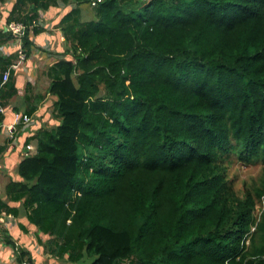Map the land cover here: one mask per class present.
Returning <instances> with one entry per match:
<instances>
[{"label":"trees","instance_id":"trees-1","mask_svg":"<svg viewBox=\"0 0 264 264\" xmlns=\"http://www.w3.org/2000/svg\"><path fill=\"white\" fill-rule=\"evenodd\" d=\"M93 1L13 0L0 27L4 45L7 25L24 26L28 59L41 16L65 10L47 71L58 124L25 139L36 152L0 197V243L35 264L1 222L23 215L69 264H264V167L239 196L222 165L230 153L264 164V0ZM10 72L4 107L18 94ZM28 90L36 119L44 96Z\"/></svg>","mask_w":264,"mask_h":264},{"label":"crops","instance_id":"crops-1","mask_svg":"<svg viewBox=\"0 0 264 264\" xmlns=\"http://www.w3.org/2000/svg\"><path fill=\"white\" fill-rule=\"evenodd\" d=\"M64 14H65V10L62 8L51 9L48 17L47 16L46 17L55 19V21H53L51 24V30L53 31L50 32L47 30V32H44L36 37L33 36L31 39L33 42V47H32L33 50L30 57L26 59V61L23 62L16 70H14L15 72L14 76L16 80V87L18 89V94L17 96L9 100V102L5 106V113L3 114L4 120L2 123L8 125L12 122L14 114L26 113L25 110L29 105V103L26 101L25 98L26 83H29L30 85V90H28L26 95L34 97L39 94L44 96V98L38 110L34 113V115H36L38 118L35 119L32 117V119L36 121V124L22 129L17 127L18 129L15 134L16 137L15 140H11L7 138L6 133L1 131L0 147L3 150L0 152V197L4 200L6 199L5 196L6 185L12 180L15 181L19 180V176L17 175V166L19 162L23 159V157L27 154V150L24 149L25 139H27L28 137H32L40 127L44 128L43 124L49 122V117L51 118L52 115L50 110L51 109L53 110V108L51 107H52V103L55 101V97L46 95V89L49 85L50 80H48L47 85L44 87L45 89L42 90L40 89V81H41L40 78L41 77L43 78L44 74L46 77H48V72H47L48 68L54 62L50 64L47 63L48 67L46 68V72L44 73L43 70L45 69V67L39 69L38 61L37 62L34 61L35 59L34 57H39L41 61H44L45 59L48 58V55L50 56V54L47 53L48 51L46 49H49L51 51L55 49L54 54L62 53L60 49H61V43L64 42V37L62 36L61 32L58 29L55 28L52 29V27H54L59 22V20ZM56 44H57V48H54V45ZM4 47H5V51L3 53H0V55L12 54L18 49L19 45L17 41L13 39L10 40L8 43H6ZM36 47L43 48L47 52L38 50L36 49ZM39 53H41V55ZM31 57H33V59ZM51 60L52 58L49 61ZM16 61L17 59L14 61V63H16ZM47 99H49L50 101H48ZM46 108L49 109L46 110ZM27 145L36 147V141L32 140ZM9 205L18 207L19 203L16 204L9 202ZM1 220L2 221L5 220L4 224L6 225V228L9 230L13 238L16 239L17 244L22 247L26 246L24 242L25 240H27L25 238L27 234L26 232L21 230L19 225L22 224V226L24 225V227L27 230H31L32 232L34 231L33 227L27 222L26 218L23 215H20L18 218L12 216H4ZM1 246L3 247V245ZM5 248H6V252L7 250H11L8 247Z\"/></svg>","mask_w":264,"mask_h":264},{"label":"rangeland","instance_id":"rangeland-1","mask_svg":"<svg viewBox=\"0 0 264 264\" xmlns=\"http://www.w3.org/2000/svg\"><path fill=\"white\" fill-rule=\"evenodd\" d=\"M11 3H12V0H5L0 5V27L3 25V22L5 21V17L7 16V13L9 12ZM85 16L86 18H90L93 16V12L91 10H88L85 12L84 17ZM43 17L45 16L42 15L40 19L42 20L41 22L42 25L48 31L52 32L53 30H51V24L53 21H55V19L47 18V17L43 19ZM52 29H54V27H52ZM64 47H65V42L61 43L60 50L63 51ZM54 48H57V44L54 45ZM46 50L52 53V55L50 56L48 55V58L45 59L46 61L45 60L41 61L39 57H34L35 58L34 61L36 62L38 61L39 69H42L43 67H45V69L43 70L44 73L46 72V68L48 67L47 63L50 64L57 60V56L54 57L55 49L52 51L49 49H46ZM39 54L41 55V53ZM31 58L33 59V57ZM51 58L52 60L49 61ZM40 80H41L40 89L44 90L45 89L44 87L47 85V82L50 79L49 77H46L44 74V77L43 78L41 77ZM47 100L50 101L49 99ZM50 111L51 113L53 112L52 109ZM57 124H58V121H56L53 115H51V118L49 117V122H46L45 124H43V126L44 128H51ZM222 158H223L222 165L225 168L226 176L231 181L234 190L239 196H242L244 194L245 189H251L252 186H257L259 184V179L261 177L262 170L264 167V164L262 163L260 159L258 160L251 159L249 161H241L233 153L225 154L223 155ZM1 222L3 226L6 227V225L4 224L5 220L3 221L1 220ZM26 234L27 236L25 238L27 240H25L24 242V244L26 245L24 247L26 249H29V251H31V255H32V258L35 264H69L64 260H58L56 258H53L49 254H46L44 252L39 239H41L42 242H45L48 239L47 236L38 235L35 231L32 232L31 230H28ZM1 245H0V264H18L16 262V256L14 255V253L11 250H7L6 252V248L4 246L2 247Z\"/></svg>","mask_w":264,"mask_h":264},{"label":"built area","instance_id":"built-area-1","mask_svg":"<svg viewBox=\"0 0 264 264\" xmlns=\"http://www.w3.org/2000/svg\"><path fill=\"white\" fill-rule=\"evenodd\" d=\"M100 1L101 0H94L92 2V5H95ZM142 1H148V0H142ZM5 31L15 36L19 47H18V57L16 63L12 64L7 70H3L0 67V78H1L0 87L6 84L7 81H9L10 73H11L10 71L16 70L23 62L26 61L25 54L20 49V38L24 35V26L22 24L13 22L6 26ZM4 45H0V53H3L5 51ZM4 113H5V107H3L0 104V114H4ZM34 124H36V121L33 120L32 117H30L29 115L24 113L14 114L12 122L8 125H5L4 123L0 124V129L2 132L6 133L7 138L11 140H15L16 139L15 134L17 132L18 126L22 125L23 128H25V127H30ZM26 149L29 155L34 154L36 152V147H33L31 145H27ZM23 264H28V263H23Z\"/></svg>","mask_w":264,"mask_h":264},{"label":"clouds","instance_id":"clouds-1","mask_svg":"<svg viewBox=\"0 0 264 264\" xmlns=\"http://www.w3.org/2000/svg\"><path fill=\"white\" fill-rule=\"evenodd\" d=\"M32 155V154H31Z\"/></svg>","mask_w":264,"mask_h":264}]
</instances>
